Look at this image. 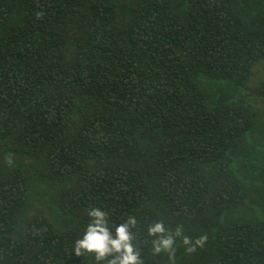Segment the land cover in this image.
<instances>
[{
    "label": "trees",
    "instance_id": "obj_1",
    "mask_svg": "<svg viewBox=\"0 0 264 264\" xmlns=\"http://www.w3.org/2000/svg\"><path fill=\"white\" fill-rule=\"evenodd\" d=\"M263 61L264 0H0V264H111L92 209L139 264H264Z\"/></svg>",
    "mask_w": 264,
    "mask_h": 264
},
{
    "label": "clouds",
    "instance_id": "obj_2",
    "mask_svg": "<svg viewBox=\"0 0 264 264\" xmlns=\"http://www.w3.org/2000/svg\"><path fill=\"white\" fill-rule=\"evenodd\" d=\"M89 216L93 218V222L89 224L83 239L77 241V252L85 250L87 252H95L97 260L103 259L105 256L112 253H119L111 264H139L138 253L134 251L131 244V234L128 231V226L122 224L116 229V238H113L108 229L104 226L105 213L99 209H92ZM135 223V221H133ZM165 228L162 223L154 225L150 229V233L155 235L163 233ZM177 234H180V229H177ZM189 240L185 237V243ZM203 238L197 243H202ZM173 244L172 237L161 238L157 242L155 251L159 253L162 250H168Z\"/></svg>",
    "mask_w": 264,
    "mask_h": 264
},
{
    "label": "rangeland",
    "instance_id": "obj_3",
    "mask_svg": "<svg viewBox=\"0 0 264 264\" xmlns=\"http://www.w3.org/2000/svg\"><path fill=\"white\" fill-rule=\"evenodd\" d=\"M259 68H257V73L253 75L252 80H250L249 85L251 86L250 93L257 94L259 92V87L264 83V80H262L259 76L263 75L262 71H260L262 68H264V61L260 64H258ZM252 98H254L252 96ZM256 105L259 106V104L256 102ZM247 173H251V169H245Z\"/></svg>",
    "mask_w": 264,
    "mask_h": 264
}]
</instances>
